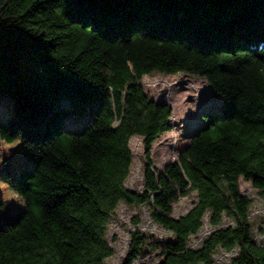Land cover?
<instances>
[{"label":"trees","instance_id":"trees-1","mask_svg":"<svg viewBox=\"0 0 264 264\" xmlns=\"http://www.w3.org/2000/svg\"><path fill=\"white\" fill-rule=\"evenodd\" d=\"M0 27L31 59L28 79L0 75V139L19 141L0 149V264H104L122 203L145 205L173 238L133 230L121 264L147 247L158 264H214L218 249L264 264L239 179L264 194V0H0ZM153 73L203 78L221 98L161 170L152 148L173 109L142 85ZM134 136L140 191L126 186ZM191 192L194 206L173 217ZM207 214L211 232L190 247Z\"/></svg>","mask_w":264,"mask_h":264},{"label":"rangeland","instance_id":"rangeland-1","mask_svg":"<svg viewBox=\"0 0 264 264\" xmlns=\"http://www.w3.org/2000/svg\"><path fill=\"white\" fill-rule=\"evenodd\" d=\"M0 40L6 44V48L0 46V75L5 78L18 76L22 79H28L31 74V59L29 48L25 43L19 42L15 35L9 37L0 27ZM148 77L145 80V77ZM143 77L141 83L146 92L156 101L167 102L171 105L173 112L171 116L172 129L162 134L153 144L151 158L154 167L161 170L163 165L170 161L178 160L179 149L189 141L191 131L203 122L202 112L212 108H218L221 98L214 96L213 89L207 84L206 80L199 77L186 74L164 75L159 73L149 74ZM175 79V83H173ZM63 105H67L64 103ZM196 113H199L197 116ZM67 123L70 120L66 121ZM81 127L80 122L75 123V129ZM130 146L133 151V164L130 174L126 180V186L132 190L143 189L145 154L142 138L134 136L130 140ZM247 181H240L245 184ZM253 200V204H264V194L251 185H247L241 191ZM197 196L195 192L187 195H180L173 203L172 216L178 218L185 215L195 204ZM264 207H251L250 218L253 228L255 227V239L263 244L258 234L264 233ZM208 214L204 217L203 227L190 238L189 246L198 248L202 241L208 237L212 230L209 224ZM232 222L226 220L224 225ZM139 229L157 244H162L170 238L172 234L156 224L151 218L145 205L132 206L120 204L116 210L108 231V240L114 248V253L104 264H121L126 254L130 242V232ZM237 251H225L218 249L214 255V264H232V259ZM163 259L160 248L147 247L142 252L135 264H158Z\"/></svg>","mask_w":264,"mask_h":264},{"label":"clouds","instance_id":"clouds-1","mask_svg":"<svg viewBox=\"0 0 264 264\" xmlns=\"http://www.w3.org/2000/svg\"><path fill=\"white\" fill-rule=\"evenodd\" d=\"M261 50L264 51V48H262ZM144 79L147 80L148 77L146 76ZM175 82H176L175 79H173V83H175ZM63 106H65V105H63ZM67 106H68V105H66L65 107H67ZM16 142H17V141H14L13 143L10 144V143H8L6 140H4V139H0V149H4V150H6V149H8V148H11V147H13V146L15 145ZM239 179H240L241 181L244 180V175H243V173L240 174ZM247 185H251V180H248L245 184H241V191H243V188H244L245 186H247ZM0 187H3V185H0ZM258 206H259V207H264V204H260V205L252 204L250 207L255 208V207H258ZM261 215H264V213H262ZM250 219H253V218H250ZM253 233L256 234L255 227L253 228ZM258 235H259L262 239H264V233H259ZM108 259H109V260H113L114 257H109Z\"/></svg>","mask_w":264,"mask_h":264},{"label":"snow or ice","instance_id":"snow-or-ice-1","mask_svg":"<svg viewBox=\"0 0 264 264\" xmlns=\"http://www.w3.org/2000/svg\"><path fill=\"white\" fill-rule=\"evenodd\" d=\"M196 115L198 116V115H199V113H196ZM16 143H19V141H17Z\"/></svg>","mask_w":264,"mask_h":264}]
</instances>
